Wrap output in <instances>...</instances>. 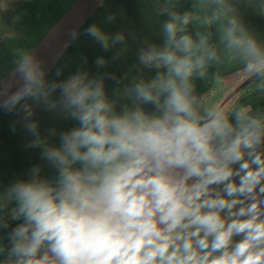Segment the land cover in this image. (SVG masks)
<instances>
[{
    "label": "clouds",
    "instance_id": "1",
    "mask_svg": "<svg viewBox=\"0 0 264 264\" xmlns=\"http://www.w3.org/2000/svg\"><path fill=\"white\" fill-rule=\"evenodd\" d=\"M155 3L168 17L163 45L147 44L138 58L157 71L125 87L130 105L118 110L105 77L86 71L47 82L30 54L17 61L20 86L0 85L4 111L28 120L31 100L78 125L55 147L36 122L25 124L55 175L36 166L0 190V233L17 222L0 234V264H264V110L206 104L195 83L235 62L264 91V43L230 0H192L183 13L180 0ZM85 31L109 48L96 24Z\"/></svg>",
    "mask_w": 264,
    "mask_h": 264
},
{
    "label": "rangeland",
    "instance_id": "2",
    "mask_svg": "<svg viewBox=\"0 0 264 264\" xmlns=\"http://www.w3.org/2000/svg\"><path fill=\"white\" fill-rule=\"evenodd\" d=\"M181 1H184L189 11L193 10L192 0ZM36 2L37 0H0V85L10 86V90L15 91L22 83L16 75L17 61L22 55L12 53L8 57V53L2 51V48L11 47L13 42L7 44L3 42L8 37L13 39L17 33L21 34L20 30L24 29V26L25 41H21L26 49L24 54L33 55L42 61L47 82L63 81L78 71L88 72L90 78L103 76L105 91L109 92L110 99L117 100L118 110L121 104H131L124 96V89L131 86L134 78L143 77L148 80L155 76L157 70L144 68L138 58L139 50L147 44L155 43L153 41L159 36V26L153 24L151 33L150 21L142 18L145 6L150 8L148 16L155 15L154 9L157 10L155 0H44L38 4ZM140 5L142 9H139ZM127 6H130L129 11L124 14ZM26 9L29 13L26 14L25 20L17 21L25 16ZM40 12H43V15ZM84 23L86 25L89 23L88 27L96 24L109 37L110 46L107 50L90 35L85 34ZM197 27L198 25L190 24V33L194 35ZM73 32L77 34L75 39L71 35ZM116 34H122L124 40L113 44L111 39ZM32 38L33 40H30ZM101 57L106 61L102 67L96 64L97 59ZM7 59L9 61L5 65ZM58 69L61 71L60 76H56ZM109 76H114L115 79H110ZM208 77L209 74L204 80H196V89L203 88L205 81L206 83L209 81ZM236 81L222 78L217 87L210 89L211 93L206 97L199 92L197 94L204 98L206 104L221 102L224 106H233L235 103L232 102L242 88L240 85L246 80L238 83ZM58 97L59 90L52 94L53 99ZM24 102L21 101V104ZM28 103L33 111V116L28 120L23 119L25 115L23 111L6 112L0 108V164L8 160L12 166L11 172L0 173V190L18 179H30L31 169L36 166L41 167L42 177L52 178L55 175L48 162L41 158L42 149L38 151L37 147L30 146L35 137L27 130L25 124L30 121L36 122L40 137L55 147L60 145V133L78 126L75 121L65 118L59 111H49L43 104L37 105L31 100ZM53 129L55 134H52ZM19 132L23 139L15 138V134ZM7 169L9 170V166ZM16 223L11 222L9 229L0 234H6ZM4 242L7 243L6 240Z\"/></svg>",
    "mask_w": 264,
    "mask_h": 264
},
{
    "label": "crops",
    "instance_id": "3",
    "mask_svg": "<svg viewBox=\"0 0 264 264\" xmlns=\"http://www.w3.org/2000/svg\"><path fill=\"white\" fill-rule=\"evenodd\" d=\"M42 1H44V0H37L36 4H38ZM230 2L233 3L235 5V7L237 8L238 13H239L241 19L243 20V22L245 23V25L257 36L258 40H260L262 43H264V13L261 12L260 0H230ZM31 6H33V5H31ZM129 7L130 6H127L125 8L124 14H127L126 12L129 11ZM145 7H146L144 10L145 14H144V17H142V18L150 21L151 33H152L153 28H154L153 24H155L156 26H159V29H160V31L158 32L160 38L158 36V39L156 41H153V42H155L153 44H156L158 46H162L163 41H164V37L162 34L161 26H162L163 21L166 20L168 17L167 16H158L156 9H154L155 15H149L148 16L150 8H149V6L148 7L145 6ZM139 9H142V6ZM176 11L183 13L184 11H189V8L186 7V4L184 3V1L182 2L180 0V3L176 7ZM28 13L29 12L26 9L25 10V16L20 17L17 21H24L26 18V14H28ZM40 14L43 15V12H40ZM200 14L203 15L204 13L201 12ZM148 17H149V19H148ZM87 25H89V23ZM87 25L85 24L83 29H87L88 28ZM189 28H190V25H189ZM24 29H25V26H24ZM24 29H21L20 30L21 34L17 33L13 39L11 37H8L3 42V44L13 42V45L11 47H8V49L2 48V51L8 53V57L12 53H16L19 56L23 55L25 53L26 49H24L23 44L21 43V41H25V33H23ZM210 30L215 32V26H213L212 29H210ZM189 32H190V30H189ZM148 33H149V31H148ZM85 34H87V33L85 32ZM153 34H152V36H153ZM35 35H36V39H37V34L35 33ZM84 39H86V36L84 37ZM84 39H83V41L86 43V40H84ZM214 39H215V37H214ZM30 40H33V38ZM133 44H136V43H133ZM8 61L9 60L7 59V62H4V64L7 65ZM6 67H8V66H6ZM208 74H209L208 83H206L207 81H205V83L203 84V88L200 87V88L196 89L197 93L199 92L204 97H206L209 93H211L210 89H212L213 87H217V85H218L217 83L220 82V80H222V78H224L226 80L231 79V81L236 79L237 83L243 82V80H246L240 85V87L245 85L247 82L251 81V79H248L245 76V74L243 72L242 65H240L239 63H235V62L234 63L224 62L218 66L213 65L209 68ZM107 95L110 98L109 92H107ZM242 105H250L254 111L257 109L264 110V91H262L258 87V85L254 86L248 92H246L232 107H238V106H242ZM15 138L23 139L21 132H19L18 134H15ZM24 138H25V136H24ZM41 139H43V138H41ZM49 140H51V139H49ZM37 149H38V151H41V148L37 147ZM10 162L11 161L6 160V163L0 164V173L12 171V166H11ZM8 166H9V170L7 169ZM51 171L54 172L53 169H51Z\"/></svg>",
    "mask_w": 264,
    "mask_h": 264
},
{
    "label": "trees",
    "instance_id": "4",
    "mask_svg": "<svg viewBox=\"0 0 264 264\" xmlns=\"http://www.w3.org/2000/svg\"><path fill=\"white\" fill-rule=\"evenodd\" d=\"M259 84V81L255 80V78L249 82H247L242 88L240 89V92L232 102L233 104L236 103L246 92H248L251 88L254 86H257ZM232 107V105L230 106Z\"/></svg>",
    "mask_w": 264,
    "mask_h": 264
}]
</instances>
